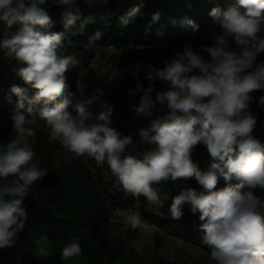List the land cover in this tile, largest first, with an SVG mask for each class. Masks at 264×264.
I'll return each mask as SVG.
<instances>
[{"label":"clouds","instance_id":"1","mask_svg":"<svg viewBox=\"0 0 264 264\" xmlns=\"http://www.w3.org/2000/svg\"><path fill=\"white\" fill-rule=\"evenodd\" d=\"M47 2L0 0V22L8 29L17 26L15 32L4 36L0 47L21 65L16 74L28 85L11 87L18 97L11 114L14 135L0 142V250L16 245L29 219L25 198L47 174V169L34 161L36 154L29 144L34 136L29 125L38 115L49 129L50 140H59L77 157L93 158L98 166L107 163L115 178L113 188L134 198L137 207L140 197L157 206L169 199L168 194L161 198L162 189L154 185L194 177L202 190L189 187L173 196L171 218L183 216L185 203L193 214L200 213L201 242L215 264H264V199L256 195L257 190L264 192V141L254 134L257 118L249 110L252 94L264 91V62H257L258 55L264 53V0H236L226 10L213 8L212 44L201 45V51L185 42L174 58L163 61L162 68L143 62L129 66L137 80L136 92L142 89L141 69L146 70L149 82L139 104L133 105L135 112L151 117L157 104L169 109L140 129V143L151 147L138 154L129 151V146L135 148L132 136L111 126L112 109L106 101L97 115L89 111L104 95L102 89L97 88L89 98L85 82H77L78 96L68 91L66 83V73L78 68L80 61L63 49L65 32L76 29L83 33L98 24L107 27L111 15L96 12L82 16L78 8L73 9L75 0H56V5L66 6L61 18L65 32H49L54 21L44 7ZM94 2L86 0L89 9ZM139 13L140 7H135L127 17L134 19ZM158 15L154 14L153 20ZM128 18L123 19L125 24ZM185 23L193 33L199 28L190 19ZM101 36L99 30L92 33L86 50L93 49ZM156 80L162 81L166 90L156 91ZM29 88L34 90L32 95ZM257 103L264 108V95ZM201 144L212 158L206 171L192 160ZM233 177L239 181L234 185L230 183ZM220 178L226 186L217 190ZM125 223L132 229L144 226L140 214L131 209ZM48 244L47 236L42 235L35 241V254L40 258L51 255ZM82 254L78 237L64 243L60 251L62 260Z\"/></svg>","mask_w":264,"mask_h":264},{"label":"trees","instance_id":"2","mask_svg":"<svg viewBox=\"0 0 264 264\" xmlns=\"http://www.w3.org/2000/svg\"><path fill=\"white\" fill-rule=\"evenodd\" d=\"M55 3L56 0H48L44 5L54 21V27L48 31L65 32L61 18L66 6ZM235 3L236 0H95L94 6L89 9L86 0H75L73 9L78 8L82 16L100 12L110 14L112 18L107 27L98 24L88 26L83 33H78L76 29L65 32L63 49L69 54H75L80 61L78 68L66 73L68 91L74 93L81 72L96 48L113 47L119 52L115 74L111 78L100 77L85 96L90 98L97 88L103 90L104 95L99 96L89 111L97 115L103 110L101 104L106 101L112 109L111 126L124 136H132L135 148L129 146V151L138 154L146 147H151L140 143V129L148 127L158 116L166 115L169 109L166 105L157 104L151 117L135 112L133 105L139 104L140 96L149 82L145 78L146 70L141 69L139 82L142 89L140 92L135 91L137 80L128 69L130 65L138 63L127 48L137 46L151 49L156 55L147 56L143 63L162 68L163 61L174 58L176 51L183 50L185 42H190L195 51H201V45L204 44L211 46L209 33L214 27L211 10H226ZM135 7H140V13L134 19L128 18L127 14ZM154 14H159L158 19L153 20ZM124 18H128L127 24L123 22ZM189 19L199 26L195 33L185 23ZM16 30L17 26L8 29L0 22V41ZM97 30L102 33L101 39L93 49L86 50L89 36ZM216 30L219 32L218 28ZM202 54L210 59L208 53ZM257 62H264V53L258 55ZM20 66L13 56L7 54L6 49L0 47V142H7L14 135L11 130V114L16 109L18 97L11 92V87H28L16 74ZM153 83L156 91L166 90L167 86L162 81L156 80ZM129 89H132L131 95ZM33 91L29 88L28 94L32 95ZM155 94L153 92V98ZM252 95L254 99L249 110L257 118L254 134L264 141V108L257 103L264 91ZM69 110L72 111L71 108ZM35 122L38 128L34 131L30 147L36 154L34 161H39L40 167L47 169V174L32 186L25 198L24 205L29 212L27 226L18 234L15 246L0 250V264H139L132 248L127 251H108L110 216L115 209H132L143 220L209 253V249L201 242L203 232L200 229V213L193 214L187 203L183 205V216L179 220L172 219L169 211L171 198L182 189L191 187L197 191L202 190L194 177L154 185L162 189L161 198L168 194L169 199L163 206H157L140 197V205L137 207L134 198L126 197L123 191L113 188L115 178L107 163L98 166L93 158L86 155L55 163L53 156L60 141L50 140L49 133L43 128L46 126L45 121L38 115ZM192 160L201 171H206L212 158L201 144L193 152ZM238 182L235 177L230 181L233 185ZM225 186V181L220 178L217 190ZM256 195L264 199V192L257 190ZM42 235H46L49 240L51 255L46 258L35 254V241ZM75 237L80 240L83 254L62 260L60 251L64 243ZM160 247L161 240L156 238L154 250ZM150 264L157 263L153 259ZM165 264L187 263L170 261Z\"/></svg>","mask_w":264,"mask_h":264},{"label":"rangeland","instance_id":"3","mask_svg":"<svg viewBox=\"0 0 264 264\" xmlns=\"http://www.w3.org/2000/svg\"><path fill=\"white\" fill-rule=\"evenodd\" d=\"M127 51L132 52L137 63L143 62L149 55H156L151 49L137 46L128 47ZM118 55L119 52L113 47L96 48L94 50L93 55L88 60L78 80L86 83L87 88L85 94L89 92L100 77L111 78L115 74V63ZM74 94L77 96L79 95L77 87ZM1 123L2 119H0V124ZM29 127H31L33 132L38 128L35 121L29 125ZM43 128L49 133V129L46 126ZM31 142L32 137L29 138V144H31ZM74 157H76V155L65 149L60 142L53 156V160L55 163H60ZM106 180H108V177H106ZM128 211L129 209H115L111 212L109 252L118 249L127 251L128 248H132L139 264H150L153 259L157 264H165L170 261L187 264L215 263L209 258L210 253L202 251L200 248L169 234L167 231L156 227L154 224L142 218L144 226L132 229L125 223ZM156 238L161 240V247L155 251L154 246Z\"/></svg>","mask_w":264,"mask_h":264}]
</instances>
